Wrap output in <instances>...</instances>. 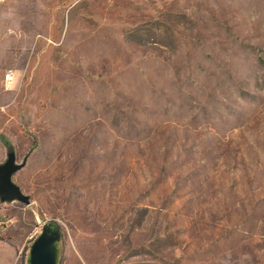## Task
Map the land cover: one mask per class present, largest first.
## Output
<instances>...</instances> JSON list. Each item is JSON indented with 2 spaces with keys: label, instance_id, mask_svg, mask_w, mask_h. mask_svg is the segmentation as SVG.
I'll return each instance as SVG.
<instances>
[{
  "label": "rangeland",
  "instance_id": "374dc122",
  "mask_svg": "<svg viewBox=\"0 0 264 264\" xmlns=\"http://www.w3.org/2000/svg\"><path fill=\"white\" fill-rule=\"evenodd\" d=\"M11 151L0 264H264V0L0 2Z\"/></svg>",
  "mask_w": 264,
  "mask_h": 264
},
{
  "label": "water",
  "instance_id": "95a60500",
  "mask_svg": "<svg viewBox=\"0 0 264 264\" xmlns=\"http://www.w3.org/2000/svg\"><path fill=\"white\" fill-rule=\"evenodd\" d=\"M26 165V159L19 163L15 152L7 154L6 161L0 165V200L3 202L19 201L25 205L31 203L30 197L14 183L13 176ZM61 232L55 226L44 224L42 232L34 240L30 249V264H58L57 243Z\"/></svg>",
  "mask_w": 264,
  "mask_h": 264
},
{
  "label": "built area",
  "instance_id": "2783aa9c",
  "mask_svg": "<svg viewBox=\"0 0 264 264\" xmlns=\"http://www.w3.org/2000/svg\"><path fill=\"white\" fill-rule=\"evenodd\" d=\"M3 1H5V0H0V2H3ZM11 73H14V72L13 71H8L6 73V75H5V78H6L7 82H10V80H11Z\"/></svg>",
  "mask_w": 264,
  "mask_h": 264
},
{
  "label": "trees",
  "instance_id": "16d2710c",
  "mask_svg": "<svg viewBox=\"0 0 264 264\" xmlns=\"http://www.w3.org/2000/svg\"><path fill=\"white\" fill-rule=\"evenodd\" d=\"M56 229H59L57 226H55Z\"/></svg>",
  "mask_w": 264,
  "mask_h": 264
},
{
  "label": "bare ground",
  "instance_id": "6f19581e",
  "mask_svg": "<svg viewBox=\"0 0 264 264\" xmlns=\"http://www.w3.org/2000/svg\"><path fill=\"white\" fill-rule=\"evenodd\" d=\"M12 76V75H11ZM12 78V77H11Z\"/></svg>",
  "mask_w": 264,
  "mask_h": 264
}]
</instances>
